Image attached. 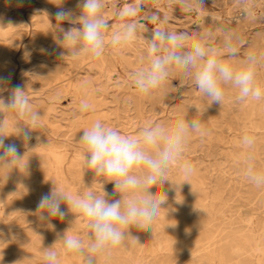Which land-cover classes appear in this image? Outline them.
Masks as SVG:
<instances>
[{"label":"rangeland","instance_id":"1","mask_svg":"<svg viewBox=\"0 0 264 264\" xmlns=\"http://www.w3.org/2000/svg\"><path fill=\"white\" fill-rule=\"evenodd\" d=\"M77 3L0 0V76L10 77V83L0 87V120L6 118L15 127L9 142L15 141L28 161V166L17 164L16 169L0 166V264H49L46 253L50 250L56 253L55 264L78 259L87 264L89 258L93 264H264V257L245 248L251 238L264 248V186L252 184L243 166L251 152L255 169L264 172V0H203L202 4L198 0H101L98 16L108 27L101 31L104 47L98 58L84 51L82 44L61 43L65 31L79 28L80 23L57 21L54 13L72 9L79 17ZM128 4L141 11L121 19L118 13ZM242 9H248V14ZM153 16L155 22L150 19ZM131 22L140 25L131 41L113 44L114 35ZM156 29L185 33L188 39L178 50L181 53L190 50L194 37L210 55L214 50L220 61L236 69L251 67L261 98L241 101L239 90L227 83L222 84L223 101L214 103L197 89L195 69L177 65L168 67L167 78L157 90L139 93L134 73L154 58L149 45ZM229 46L238 49L235 57L227 55ZM163 54V50L157 53ZM250 54L256 57L252 61L246 59ZM18 84L28 97L23 113L7 106L14 95L12 86ZM82 101L91 105L87 112L80 110ZM32 113L39 114L36 127L31 124ZM191 119L198 120L200 128L187 137L167 180L150 189L154 194L167 193V202L161 204L150 230L130 226L125 229L128 238L120 245L91 254L95 237L83 213L69 208L67 202L61 204L64 219L49 215L46 209L37 211L41 195L52 188L73 198L86 197L90 191L110 202L121 200L122 208L131 198V193L116 190L110 178L96 175L83 164L79 137L95 121L126 136H139L143 128H167L177 120ZM18 127L33 137L27 145ZM246 134L255 140L251 148L243 144ZM145 150L153 155L157 151L148 146ZM55 156L62 157L59 172L52 167ZM186 163L193 166L187 176ZM142 171L146 170L134 169L133 174ZM68 234L80 240L83 254L66 249Z\"/></svg>","mask_w":264,"mask_h":264},{"label":"clouds","instance_id":"2","mask_svg":"<svg viewBox=\"0 0 264 264\" xmlns=\"http://www.w3.org/2000/svg\"><path fill=\"white\" fill-rule=\"evenodd\" d=\"M22 3V0H18ZM202 4L203 0H198ZM77 7L81 15H74L72 9L60 8L54 13L57 21H68L76 24L79 20L80 27L65 31L61 43L73 46L82 44L83 50L100 57L103 52L104 40L102 29L108 27L98 13L102 8L101 0H78ZM141 8L135 4L126 5L118 13L121 19L133 18L139 14ZM247 15L249 10L242 9ZM153 22L157 17L150 18ZM136 22L123 25V32L116 33L112 43L119 44L131 40L137 31ZM188 39L185 33H170L156 29L149 45V52L154 57L147 67L134 73V87L143 95H148L157 89L167 78L168 67L177 65L183 69H195L194 80L197 89L211 98L214 103H221L224 97L222 84L231 83L239 90L238 98L243 101L249 97L259 100L262 96L261 89L255 84V72L251 67L236 69L228 63L220 61L216 54L210 55L209 51L193 37L190 50L181 53L178 50L184 47ZM163 52V55L157 53ZM238 49L229 46L227 55L235 57ZM255 54H250L246 59L254 60ZM10 77L0 76V87L8 85ZM14 95L9 105L19 108L23 113L28 104L22 85L12 86ZM2 103V101H0ZM91 105L82 101L80 110L87 112ZM38 113L31 114V124L36 127ZM200 128L196 119L177 120L173 125L165 128L155 125L143 128L139 136H126L113 127L105 126L101 121H95L90 127L82 130L79 145L83 152L84 164L95 171L96 175L106 176L114 181V187L124 193H131V198L123 203L115 200L109 201L104 196L96 197L88 192L86 197L73 198L64 191L52 188L48 193L41 195L37 203V211L47 210L51 216L65 217L61 203L67 202L74 211L83 213L90 219L89 227L94 234V242L90 246L91 254L110 252L128 238L130 233L125 229L136 226L141 231L151 229L152 222L160 214L161 204L167 202V193L154 194L150 189L157 183L167 180V173L173 161L182 155L186 139L190 133ZM25 142H30L33 137L23 129H18ZM255 143L253 137L244 135L243 144L251 148ZM145 146L157 149L155 154L145 150ZM23 159L20 148L16 142H6L0 136V162L8 161L12 167ZM255 157L249 152L244 158L243 166L246 178L255 186H264V172L255 169ZM134 169H142V174H133ZM185 175H190L193 166L186 163L183 166ZM188 182V181H187ZM159 196L160 199L156 197ZM44 219V217H41ZM171 226H175L172 224ZM133 239H138L132 236ZM66 249L83 254L81 242L75 237L64 238ZM49 264H55L56 253L47 252ZM87 264H93L91 258Z\"/></svg>","mask_w":264,"mask_h":264},{"label":"bare ground","instance_id":"3","mask_svg":"<svg viewBox=\"0 0 264 264\" xmlns=\"http://www.w3.org/2000/svg\"><path fill=\"white\" fill-rule=\"evenodd\" d=\"M104 1V0H103ZM247 6V5H246ZM145 13V12H144ZM106 19H108V18H106ZM131 21H136V20H131ZM114 23V22H113ZM138 23V22H137ZM139 25V24H138ZM144 25V24H143ZM140 26V25H139ZM131 41V40H130ZM120 44H122V43H120ZM126 46V45H125ZM124 46V47H125ZM131 46V45H130ZM130 46H126L127 48L128 47H130ZM119 47V46H118ZM118 49V48H117ZM120 49V48H119ZM105 50V49H104ZM112 50V49H111ZM110 51V50H109ZM113 51V50H112ZM111 51V52H112ZM115 53H116V51H115ZM120 53V52H119ZM122 53V52H121ZM125 53V52H124ZM86 56V55H85ZM109 56V55H108ZM111 56V55H110ZM109 56V57H110ZM102 57V56H101ZM113 57V56H112ZM124 57V56H123ZM104 58V57H103ZM101 61V60H100ZM79 62V61H78ZM90 63V62H89ZM81 66H82V64H81ZM87 67V66H86ZM72 73V72H71ZM74 74H76V73H74ZM110 74V73H109ZM77 75V74H76ZM65 76V75H64ZM69 76V75H68ZM63 77V74H62V76H61V78ZM70 77H72V76H70ZM61 78H60V80H61ZM78 78V77H77ZM68 79V78H67ZM66 79V80H67ZM72 79V78H71ZM113 79V78H112ZM59 80V79H58ZM65 80V79H64ZM63 80V81H64ZM74 80L75 79H73V81H72V83L74 82ZM68 81V80H67ZM66 81V82H67ZM65 82V83H66ZM65 83H64V85H65ZM67 83H69V81L67 82ZM66 83V84H67ZM63 84V83H62ZM61 85V84H60ZM73 86V85H72ZM71 86V87H72ZM86 86V85H85ZM61 87V86H60ZM68 87H69V85H68ZM68 87H67V90H68ZM97 87V86H96ZM65 88V87H64ZM75 88V90H76V86L74 87ZM82 88V87H81ZM161 89V88H160ZM64 90V89H63ZM78 90V89H77ZM80 90V89H79ZM78 90V91H79ZM157 90V89H156ZM66 91V90H65ZM84 92V91H83ZM156 92V91H155ZM73 93V92H72ZM74 93H75V91H74ZM77 93V92H76ZM80 93V92H79ZM83 94V93H82ZM74 95V94H73ZM89 96V95H88ZM79 97V96H78ZM90 99V98H89ZM90 101H91V99H90ZM86 115V114H85ZM1 118V117H0ZM1 122H0V130L3 132V133H1V135H3L5 138H6V142H9V139H10V137H11V132H12V129L13 128H15V127H12V124L5 118V119H1L0 120ZM87 127V126H86ZM77 128H78V126H77ZM18 129H19V127H18ZM80 129V128H79ZM86 129V128H85ZM82 132V131H81ZM38 134H40V133H38ZM13 135V134H12ZM14 136V135H13ZM12 136V137H13ZM11 137V138H12ZM16 139V138H15ZM37 140V139H36ZM41 140V139H40ZM11 142H13V140H11ZM15 142V141H14ZM20 142V141H19ZM23 142V144L24 145H27L28 143H30V142H25L24 140L22 141ZM38 142V141H37ZM32 143V142H31ZM40 143V142H39ZM37 144V143H36ZM48 144V143H47ZM33 145V144H32ZM50 145H51V143H50ZM21 146H23V145H21ZM30 146V145H29ZM49 146V145H48ZM31 147V146H30ZM46 147V146H45ZM25 148V147H24ZM28 148V147H27ZM42 148H44V147H42ZM53 148V147H52ZM35 149V148H34ZM38 149H40V148H38ZM30 150V149H29ZM51 151H53L54 152V148H53V150L51 149ZM59 151V150H58ZM27 152V151H26ZM41 152V151H40ZM56 152V151H55ZM54 152V153H55ZM49 153H50V150H49ZM51 154V156H52V152L50 153ZM59 154V153H58ZM65 154H66V152H65ZM77 154V153H76ZM79 154V153H78ZM23 155V159L18 163V165L17 166H21V167H24V166H28V161H27V159L24 157V153L22 154ZM27 155V154H26ZM43 155V154H42ZM54 155V154H53ZM81 155V154H80ZM79 155V156H80ZM36 156V155H35ZM62 156V155H61ZM65 156V155H64ZM34 157V156H33ZM53 157V156H52ZM56 157V165L55 166H52L53 167V170L54 171H58L59 170V168L61 167V159H62V157L60 158V156H55ZM78 157V156H77ZM51 158V157H50ZM79 158V157H78ZM83 158V157H82ZM42 159V158H41ZM40 159V160H41ZM45 159V158H44ZM48 159V158H47ZM52 160V159H51ZM40 162V161H39ZM48 162V161H47ZM83 162V161H82ZM33 163V162H32ZM43 163H45V160H44V162ZM52 163H53V161H52ZM42 164V163H41ZM46 164V163H45ZM83 164H84V162H83ZM16 165H14V166H12L13 168L16 166ZM51 165V164H50ZM74 165V164H73ZM0 166H2L1 168H4V167H9L8 166V161H4V162H0ZM84 166V165H83ZM11 167V168H12ZM34 167V166H33ZM59 167V168H58ZM27 168V167H26ZM51 168V167H50ZM14 169H16V168H14ZM52 169V168H51ZM20 170V169H19ZM26 170V169H25ZM16 171V170H15ZM27 171V170H26ZM51 171V170H50ZM13 172H14V170H13ZM12 172V175H14L15 173H13ZM20 172V171H19ZM22 172V171H21ZM25 172V171H24ZM46 172V171H45ZM48 172V171H47ZM52 172V171H51ZM59 172V171H58ZM91 172V171H90ZM55 173V172H54ZM53 173V174H54ZM47 174V173H46ZM56 174H57V172H56ZM26 175V174H25ZM16 176V175H15ZM30 176V175H29ZM38 176V175H37ZM10 177V176H9ZM62 177V176H61ZM29 178V177H28ZM31 178V177H30ZM56 178V177H55ZM2 180H4L3 178H1ZM11 179V178H10ZM57 179V178H56ZM8 180V179H7ZM12 180V179H11ZM10 180V181H11ZM17 180V179H16ZM15 180V181H16ZM38 180V179H37ZM63 180V179H62ZM9 181V180H8ZM18 181V180H17ZM47 181H49V180H47ZM2 182V181H1ZM19 182H20V180H19ZM39 182V181H38ZM61 182V181H60ZM9 183V182H8ZM54 183V182H53ZM56 183V182H55ZM4 184H5V182H4ZM2 185V184H1ZM47 185V184H46ZM11 186H13V184L11 185ZM2 187V189H3V186H1ZM14 188H16L15 187V185H14ZM18 188V187H17ZM24 188V187H23ZM4 190H6V187L4 188ZM17 190V189H16ZM22 190V189H21ZM20 190V191H21ZM24 190H25V188H24ZM59 190H61V189H59ZM8 191H11V190H8ZM48 191V190H47ZM1 192V191H0ZM26 192V191H25ZM2 193V192H1ZM20 193V192H19ZM23 193V192H22ZM33 193V192H32ZM31 193V194H32ZM48 193V192H47ZM7 194V193H6ZM17 194V193H16ZM38 194V193H37ZM72 194V193H71ZM18 195H20V194H18ZM34 195V194H33ZM32 195V196H33ZM39 195V194H38ZM2 196V195H1ZM40 196V195H39ZM14 197V196H13ZM17 197V196H16ZM31 197V196H30ZM15 198V197H14ZM28 198V197H27ZM30 199V198H29ZM35 200L37 199V198H34ZM34 199H33V201H34ZM1 200V199H0ZM17 200V199H16ZM10 201V200H9ZM12 202V200L10 201V203ZM21 202V201H20ZM29 202V201H28ZM30 202L32 203V201L30 200ZM15 203V202H14ZM35 203H36V201H35ZM18 204V203H17ZM62 204V203H61ZM6 205V204H5ZM15 205H16V203H15ZM18 205H20V204H18ZM23 205V204H22ZM67 205H68V203H67ZM8 206V205H7ZM12 206V205H11ZM10 206V207H11ZM62 206V205H61ZM69 208H70V206H68ZM7 209H8V207H7ZM14 209V208H13ZM17 209H18V207H17ZM9 210V209H8ZM48 212V211H47ZM5 213V212H4ZM49 214V213H48ZM47 215V214H46ZM50 215V214H49ZM48 216V215H47ZM8 217V216H7ZM44 217V216H43ZM72 217V216H71ZM46 219H48V218H46ZM64 219V218H63ZM64 222V221H63ZM68 222V221H67ZM1 224H3V222L1 223ZM1 227V226H0ZM66 232H68V231H66ZM239 233H240V231H239ZM258 233V232H257ZM67 234V233H66ZM68 236H69V234H68ZM228 237V236H227ZM213 240V239H212ZM225 240V239H224ZM170 242V241H169ZM217 243V242H216ZM247 244H245V245H247V247H245V248H249V249H251L253 252H254V254L257 256V257H264V248H262V247H260L257 243H255L254 242V240H253V238H251V242H246ZM162 244V243H161ZM243 244V243H242ZM214 246V245H213ZM22 247V246H21ZM165 247V246H164ZM242 248V247H241ZM163 250V249H162ZM207 250V249H206ZM26 251V250H25ZM51 251V250H50ZM197 251H200V250H196V252ZM202 251H204V249L202 250ZM15 252V251H14ZM187 252V251H186ZM200 253V252H199ZM77 254V253H76ZM197 254V253H196ZM80 258V257H79ZM62 260V259H61ZM185 260V259H184ZM221 261L220 262H222L223 261V259H220ZM179 263V262H178ZM60 264H82V262H81V260L80 259H78L76 262H69V261H65V260H62L61 262H60ZM131 264H137L136 262H134V261H132L131 262ZM180 264H181V262H180ZM196 264H199V263H196ZM200 264H203V263H200Z\"/></svg>","mask_w":264,"mask_h":264}]
</instances>
